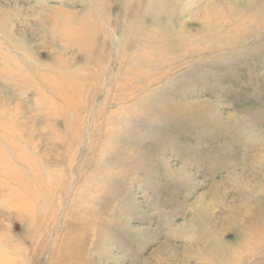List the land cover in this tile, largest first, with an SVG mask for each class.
<instances>
[{"label": "rangeland", "instance_id": "1", "mask_svg": "<svg viewBox=\"0 0 264 264\" xmlns=\"http://www.w3.org/2000/svg\"><path fill=\"white\" fill-rule=\"evenodd\" d=\"M261 150L264 0H0V264H219Z\"/></svg>", "mask_w": 264, "mask_h": 264}, {"label": "bare ground", "instance_id": "2", "mask_svg": "<svg viewBox=\"0 0 264 264\" xmlns=\"http://www.w3.org/2000/svg\"><path fill=\"white\" fill-rule=\"evenodd\" d=\"M212 7H213V5H212ZM208 16H213V14L212 15L211 14H207V17ZM214 16H216V15H214ZM256 161L260 165L262 178H261V180L257 181L255 183V185H254V188H255L254 194L255 195L252 198V200H254L253 201L254 204L253 203L252 204L255 205L256 207H261L262 209L254 210L255 211L254 217L251 219V222H250V223H253L252 225H254V229L252 228V230L250 232H247L246 231V235L245 236L243 235V237H242V239H241V241H240L239 246L237 247V249H233V252H231L229 254H226L225 256L223 255V253H225L226 250H228L230 247L227 246V245L226 246L223 245L222 242L219 241V239H217V237L213 233L210 234L211 236L210 235H207L208 237L210 236V238H204L205 241L203 243H205V245H206V253L208 255L210 254L209 256H211L212 260L215 263H219V264H232V262L235 261L236 258L240 257L241 250L244 249L245 246H247L250 241L252 242L253 240L257 239V237L261 235L259 233H262V229H264V202L261 201L260 198H259L261 196V194L264 192V152H263V150H261L258 153V157H257V160ZM261 202L263 204H261ZM197 205H198L197 203L194 205L195 210L197 209L198 211H200L201 213L199 214V216L202 217V218H204V219H206V217H204L202 215V213L205 210L198 208ZM255 206H254V208H255ZM240 210L241 209H239V211H236L234 214L237 215V216L240 215L242 217V214L244 212V209L242 210V212ZM245 211H247V213L249 211L248 208L246 209V206H245ZM244 216H246L245 213H244ZM257 226H259L260 228L259 227L257 228ZM207 236L203 235L202 237H207ZM222 246L224 248H222ZM227 247H228V249H225ZM229 250H231V249H229Z\"/></svg>", "mask_w": 264, "mask_h": 264}]
</instances>
